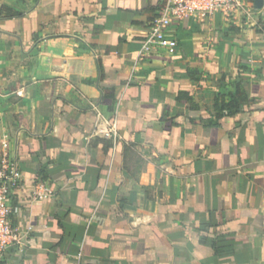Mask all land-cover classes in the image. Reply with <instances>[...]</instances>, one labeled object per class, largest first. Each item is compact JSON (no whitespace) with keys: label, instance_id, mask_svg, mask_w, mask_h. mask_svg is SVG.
I'll return each instance as SVG.
<instances>
[{"label":"crops","instance_id":"crops-1","mask_svg":"<svg viewBox=\"0 0 264 264\" xmlns=\"http://www.w3.org/2000/svg\"><path fill=\"white\" fill-rule=\"evenodd\" d=\"M162 3L0 0L20 13L0 15V160L22 174L0 264H264V4L137 59Z\"/></svg>","mask_w":264,"mask_h":264},{"label":"built area","instance_id":"built-area-1","mask_svg":"<svg viewBox=\"0 0 264 264\" xmlns=\"http://www.w3.org/2000/svg\"><path fill=\"white\" fill-rule=\"evenodd\" d=\"M244 10L251 13L254 9L248 0H163L159 14L147 26L140 47L136 50L137 59H143L151 53L164 50L172 53L177 48V40L172 33V26L178 22L192 19L195 22L213 20L221 15L231 17L235 12ZM104 137L114 138L115 124L110 128L99 129ZM21 170L17 161L8 155L0 160V249L20 244L21 237L12 224L10 215L19 208L10 202L11 193L21 181ZM51 190L44 184L35 187L33 199L38 201L48 197Z\"/></svg>","mask_w":264,"mask_h":264},{"label":"trees","instance_id":"trees-1","mask_svg":"<svg viewBox=\"0 0 264 264\" xmlns=\"http://www.w3.org/2000/svg\"><path fill=\"white\" fill-rule=\"evenodd\" d=\"M5 10V11H2ZM3 13V15L11 17L19 15L20 13L16 10H13L11 8L0 6V15ZM261 29L264 30V25L261 27ZM240 28L234 25H231L228 32L224 34L225 37H229V33H235L240 32ZM241 85L240 82H237V90L236 93L231 96L227 101L224 100V98L219 97L216 99L214 103V109L216 111L217 117H220L223 115V113H227L229 115L237 114L240 110L244 102L247 100L246 95L240 90Z\"/></svg>","mask_w":264,"mask_h":264},{"label":"water","instance_id":"water-1","mask_svg":"<svg viewBox=\"0 0 264 264\" xmlns=\"http://www.w3.org/2000/svg\"><path fill=\"white\" fill-rule=\"evenodd\" d=\"M253 9H260L263 7L264 0H251Z\"/></svg>","mask_w":264,"mask_h":264}]
</instances>
